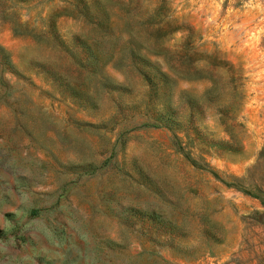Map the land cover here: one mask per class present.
Here are the masks:
<instances>
[{
	"label": "rangeland",
	"instance_id": "rangeland-1",
	"mask_svg": "<svg viewBox=\"0 0 264 264\" xmlns=\"http://www.w3.org/2000/svg\"><path fill=\"white\" fill-rule=\"evenodd\" d=\"M0 264H264V0H0Z\"/></svg>",
	"mask_w": 264,
	"mask_h": 264
},
{
	"label": "trees",
	"instance_id": "trees-1",
	"mask_svg": "<svg viewBox=\"0 0 264 264\" xmlns=\"http://www.w3.org/2000/svg\"><path fill=\"white\" fill-rule=\"evenodd\" d=\"M176 28L182 29V27H179V26ZM155 30L161 31L162 29L159 28V26H157V29H155ZM185 37H189L188 33ZM190 44L191 43L188 40H185L181 44V48L179 49V51H177V61L175 64H172V66H171L172 72H174L176 75H178L180 77H184V78L185 77L195 78L199 72V69H197V67L194 65V61L197 60V58L195 56L198 53L196 52V50L193 47H191ZM217 64L226 65L225 61H221L220 63L213 62L211 67H213ZM160 75H161V79H162V81H161L162 85H165L169 81H171V78L166 73L162 72ZM213 91H214V88L212 86H210L205 93L210 94ZM186 97L188 99H191L189 95H186ZM172 123H174L172 117H170V116H168L162 112L157 113V115L155 117V121L153 122V124L156 126H161L163 124L166 126H170V124H172ZM228 133L230 136H232V131L230 129L228 130ZM36 213H37L36 210L32 211V214H36Z\"/></svg>",
	"mask_w": 264,
	"mask_h": 264
}]
</instances>
